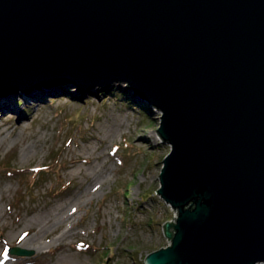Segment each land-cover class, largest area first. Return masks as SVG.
I'll use <instances>...</instances> for the list:
<instances>
[{
    "label": "water",
    "instance_id": "95a60500",
    "mask_svg": "<svg viewBox=\"0 0 264 264\" xmlns=\"http://www.w3.org/2000/svg\"><path fill=\"white\" fill-rule=\"evenodd\" d=\"M66 79L159 108L170 243L143 264L264 261V0H0V94Z\"/></svg>",
    "mask_w": 264,
    "mask_h": 264
},
{
    "label": "rangeland",
    "instance_id": "374dc122",
    "mask_svg": "<svg viewBox=\"0 0 264 264\" xmlns=\"http://www.w3.org/2000/svg\"><path fill=\"white\" fill-rule=\"evenodd\" d=\"M67 87L28 101L15 88L21 115L0 109V257L13 264H143L147 252L170 243L161 223L173 207L155 191L169 149L151 134L159 108L134 98L122 80L78 94ZM61 207L66 219L50 232L70 226L61 243L8 251L20 246L25 218Z\"/></svg>",
    "mask_w": 264,
    "mask_h": 264
},
{
    "label": "bare ground",
    "instance_id": "6f19581e",
    "mask_svg": "<svg viewBox=\"0 0 264 264\" xmlns=\"http://www.w3.org/2000/svg\"><path fill=\"white\" fill-rule=\"evenodd\" d=\"M33 87H31L29 90L21 89V92H19L24 101H28V99L30 98L37 99L38 97H40V95L45 94L49 91L65 89L67 85L66 82L61 80L56 81L50 85L40 84ZM102 88L106 87H101V89ZM68 89H73V93L75 94L81 92V89H77L75 84L74 86L72 85L70 87H67V90ZM129 90L133 95L134 92L131 91V89ZM15 92L11 91L10 93H6L4 95L0 94V109L11 108L15 112H17L18 115H21V106L14 101L13 95L15 94ZM151 131V134L156 136L157 132L155 131V129H151ZM62 207L54 210L53 213H42L37 211L25 218L22 228L16 235V237L20 238V246H31L36 251H41L43 246H49L53 241H58V244L61 243L60 239L65 234L71 232L70 226L64 228L62 227L60 231L55 234H51L50 232L54 231V229H56L58 225L66 219V209L65 207ZM29 230L32 231L29 232ZM1 240H4V236L1 237ZM0 264H13V262L11 263L9 261H6V259H2L0 257Z\"/></svg>",
    "mask_w": 264,
    "mask_h": 264
},
{
    "label": "trees",
    "instance_id": "16d2710c",
    "mask_svg": "<svg viewBox=\"0 0 264 264\" xmlns=\"http://www.w3.org/2000/svg\"><path fill=\"white\" fill-rule=\"evenodd\" d=\"M115 93H117V92H115Z\"/></svg>",
    "mask_w": 264,
    "mask_h": 264
}]
</instances>
